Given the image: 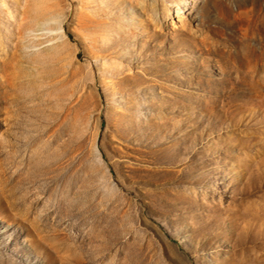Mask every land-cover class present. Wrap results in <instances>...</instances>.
Wrapping results in <instances>:
<instances>
[{
	"label": "rangeland",
	"instance_id": "374dc122",
	"mask_svg": "<svg viewBox=\"0 0 264 264\" xmlns=\"http://www.w3.org/2000/svg\"><path fill=\"white\" fill-rule=\"evenodd\" d=\"M0 264H264V0H0Z\"/></svg>",
	"mask_w": 264,
	"mask_h": 264
},
{
	"label": "bare ground",
	"instance_id": "6f19581e",
	"mask_svg": "<svg viewBox=\"0 0 264 264\" xmlns=\"http://www.w3.org/2000/svg\"><path fill=\"white\" fill-rule=\"evenodd\" d=\"M179 11H181V9H179ZM131 25H132V23L131 24L129 23V28L131 27Z\"/></svg>",
	"mask_w": 264,
	"mask_h": 264
}]
</instances>
